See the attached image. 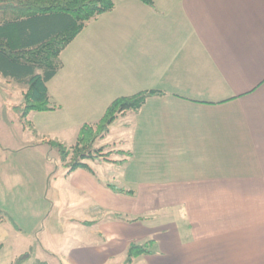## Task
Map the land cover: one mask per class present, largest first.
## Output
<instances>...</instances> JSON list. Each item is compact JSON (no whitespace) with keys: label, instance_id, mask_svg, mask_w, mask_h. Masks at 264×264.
I'll use <instances>...</instances> for the list:
<instances>
[{"label":"crops","instance_id":"obj_1","mask_svg":"<svg viewBox=\"0 0 264 264\" xmlns=\"http://www.w3.org/2000/svg\"><path fill=\"white\" fill-rule=\"evenodd\" d=\"M153 4L115 0L89 21L47 83L59 108L33 113L79 131L117 98L157 91L120 117L125 163H99L123 178L39 173L57 205L0 212V264H126L131 245L149 253L128 264H264V0Z\"/></svg>","mask_w":264,"mask_h":264},{"label":"trees","instance_id":"obj_2","mask_svg":"<svg viewBox=\"0 0 264 264\" xmlns=\"http://www.w3.org/2000/svg\"><path fill=\"white\" fill-rule=\"evenodd\" d=\"M139 1L150 7L154 5L153 0ZM114 7L115 0H0V76L27 85L16 107L22 118L59 108L51 102L47 83L63 66L60 54L89 21L111 12ZM156 94L157 91H146L117 98L98 122L81 126L73 146L67 149L52 145L58 148L63 161L71 157L65 165L68 173L84 169L95 175L88 162L99 164L111 162L112 156L128 157L123 151L105 152L107 146L95 149L94 143L107 136L118 118L137 112ZM119 162L122 164L125 160ZM106 187L118 193H132L115 185L107 184ZM148 253V245H131L125 263ZM27 258L25 254L13 264H22Z\"/></svg>","mask_w":264,"mask_h":264},{"label":"rangeland","instance_id":"obj_3","mask_svg":"<svg viewBox=\"0 0 264 264\" xmlns=\"http://www.w3.org/2000/svg\"><path fill=\"white\" fill-rule=\"evenodd\" d=\"M26 89L25 83L0 76V212L9 210L19 221L34 218L33 215L29 216L32 213L27 210L29 207L33 211L40 204L46 205L44 200L49 203L48 205L54 204L51 186L48 185L46 188L44 186L43 190H40L39 185L36 184L38 175L45 171L49 180L64 169L71 157L63 161L58 148L56 146L52 148V145H60L68 149L75 144L78 132L76 127L69 125L57 129L43 115L31 113L26 118H22L16 107ZM124 122L128 121L119 118L111 126L110 133L104 139L97 140L93 147L98 149L106 145L108 149L105 152L122 151L117 150L115 147L117 144L112 145V143L117 141V126ZM55 123L58 125L60 122ZM43 136L52 144L40 143L38 140ZM124 158L125 156H112L111 160L121 161ZM88 163L92 164L91 168L103 175H119L118 180L123 178L119 174L121 170L119 166L109 167L94 162ZM56 214L57 210L54 209L49 213V217Z\"/></svg>","mask_w":264,"mask_h":264}]
</instances>
